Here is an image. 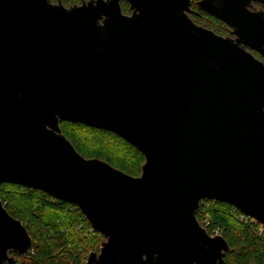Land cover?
<instances>
[{"label":"water","instance_id":"obj_1","mask_svg":"<svg viewBox=\"0 0 264 264\" xmlns=\"http://www.w3.org/2000/svg\"><path fill=\"white\" fill-rule=\"evenodd\" d=\"M192 4L0 0V185L80 208L105 237L83 264H225L205 199L264 227V0H199L228 36ZM65 121L124 138L141 174L83 156ZM33 243L0 198V264Z\"/></svg>","mask_w":264,"mask_h":264},{"label":"trees","instance_id":"obj_2","mask_svg":"<svg viewBox=\"0 0 264 264\" xmlns=\"http://www.w3.org/2000/svg\"><path fill=\"white\" fill-rule=\"evenodd\" d=\"M57 2L58 0H52ZM89 0H61L67 6L80 5ZM199 0H192L198 12L193 19L199 25L228 36L230 29L223 21L215 18L197 6ZM257 7H263L256 4ZM124 13L130 14L129 3L122 1ZM253 53L264 60L258 53ZM61 128L75 148L87 158H100L122 171L139 176L145 157L134 145L119 135L97 127L71 122H61ZM113 138L126 151L125 156L115 155L103 147L90 146L87 137ZM0 198L7 210L21 220L33 238V247L25 255L15 252L12 264H83L92 252H99L100 245L92 244V250L81 249L87 241L86 233L100 237L104 235L93 230L90 222L76 205L62 201L39 189L4 183L0 185ZM24 204H20L18 199ZM242 212L234 206L215 200H202L197 218L211 235L219 232L228 242L230 249L225 256V264H264V231L262 225L251 217L242 218ZM85 227V228H84ZM77 237L79 240L75 241Z\"/></svg>","mask_w":264,"mask_h":264},{"label":"rangeland","instance_id":"obj_3","mask_svg":"<svg viewBox=\"0 0 264 264\" xmlns=\"http://www.w3.org/2000/svg\"><path fill=\"white\" fill-rule=\"evenodd\" d=\"M87 140L92 147H103L106 149H110L112 153L118 156H125L126 151L124 150L123 146H121L116 140L113 138H102V137H96V136H88ZM20 204H24L22 199H18ZM254 220V219H253ZM85 228V227H84ZM86 238L87 241L83 242V245L81 246V249H85V252L92 250V244L91 243H97L98 245L101 246L100 244V237H97V234H92L91 230L86 233ZM75 241H78L79 239L77 237L74 238ZM92 252V251H91ZM95 252V251H94ZM90 252H88L89 254ZM86 261V260H85Z\"/></svg>","mask_w":264,"mask_h":264},{"label":"built area","instance_id":"obj_4","mask_svg":"<svg viewBox=\"0 0 264 264\" xmlns=\"http://www.w3.org/2000/svg\"><path fill=\"white\" fill-rule=\"evenodd\" d=\"M235 208H236V207H235ZM236 209H237V208H236ZM241 216H242V218L248 217V216H246V215H245V214H243V213H242V215H241ZM255 221H256V220H255ZM261 230H263V231H264V227H263V226L261 227ZM215 234H220V233H219V232H216Z\"/></svg>","mask_w":264,"mask_h":264}]
</instances>
